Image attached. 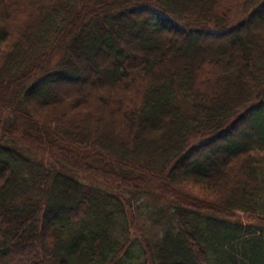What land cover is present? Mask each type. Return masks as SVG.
Returning a JSON list of instances; mask_svg holds the SVG:
<instances>
[{"label":"trees","instance_id":"1","mask_svg":"<svg viewBox=\"0 0 264 264\" xmlns=\"http://www.w3.org/2000/svg\"><path fill=\"white\" fill-rule=\"evenodd\" d=\"M0 264H264V0H0Z\"/></svg>","mask_w":264,"mask_h":264},{"label":"rangeland","instance_id":"2","mask_svg":"<svg viewBox=\"0 0 264 264\" xmlns=\"http://www.w3.org/2000/svg\"><path fill=\"white\" fill-rule=\"evenodd\" d=\"M238 217H240L243 221H245L242 214L238 213Z\"/></svg>","mask_w":264,"mask_h":264}]
</instances>
